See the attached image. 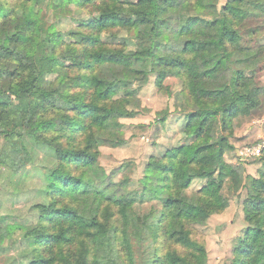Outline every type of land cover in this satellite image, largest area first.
I'll return each instance as SVG.
<instances>
[{
    "label": "trees",
    "instance_id": "1",
    "mask_svg": "<svg viewBox=\"0 0 264 264\" xmlns=\"http://www.w3.org/2000/svg\"><path fill=\"white\" fill-rule=\"evenodd\" d=\"M25 2L33 3L25 15L9 14L0 6L4 19L0 23V114L15 101L38 104L45 95L64 92L62 108L41 107L33 136L54 145L56 139H47L46 133L59 131L69 141L68 147L58 150V166L47 177L48 202L39 212L38 223L27 229V236L41 244L37 264H137L136 247L149 242L158 251L153 264H207V250L191 239L186 221L219 213L228 208L229 201L219 190L191 197L187 190L194 180L213 176L220 186L227 178L234 187L239 185V169L226 165L223 158L226 149L233 150L223 134L231 121L251 117L263 107L264 87L257 73L264 48L244 45L242 27L254 17H264V0H227L215 44L203 42L200 34L192 32L176 39L175 48L161 42V14L148 13L141 4L126 6L123 0ZM201 2L197 0V5ZM87 4L94 15L80 25V31L64 35L46 25L43 10L60 11L69 5L84 9ZM26 24L32 27L26 30ZM117 27L135 33V56L116 54L103 44L102 35ZM62 63L68 65L64 68ZM60 69L70 76L59 74ZM175 71H182L186 79L191 104L186 129L197 138H207L211 145H194L190 161L181 150L150 161L140 192L130 193L125 182L97 184L98 149L110 142L109 136L118 135L123 127L120 120L139 114L140 89L150 76L155 74L162 88ZM235 104L242 109L234 110ZM23 143L20 135H6L0 144V161L13 170L30 163ZM212 144L220 145V150L208 156ZM146 201L158 202L161 210L140 211V203ZM244 212L247 229L233 264H264V173L251 179ZM169 243L191 251V261L169 250ZM70 247L74 250L67 254ZM161 249L166 250L164 255Z\"/></svg>",
    "mask_w": 264,
    "mask_h": 264
},
{
    "label": "rangeland",
    "instance_id": "2",
    "mask_svg": "<svg viewBox=\"0 0 264 264\" xmlns=\"http://www.w3.org/2000/svg\"><path fill=\"white\" fill-rule=\"evenodd\" d=\"M50 1V0H48ZM125 5H142L148 13L159 12L161 25V42L173 47L180 36H190L197 32L200 39L209 44H215L220 37L223 9L227 0H123ZM33 3L25 0H0V6L5 11L22 13ZM162 5V10L159 7ZM81 9L69 5L64 10L53 8L43 10L46 25L66 35L69 32L80 31V25L89 23L94 15L91 4ZM35 10L39 9L34 6ZM4 21L0 18V23ZM156 23L151 22L155 28ZM32 27L26 24L25 29ZM243 28L246 46L264 48V17H254L247 21ZM25 30V31H26ZM135 33L122 27L111 29L103 34L101 40L106 47L116 54L135 56ZM179 37V38H178ZM70 42L68 38L65 39ZM262 56H264V49ZM262 66L257 73L258 82L264 87V57ZM68 65V64H66ZM62 63L61 67L65 66ZM64 74V69L58 72ZM70 76V74H68ZM135 87H138L137 85ZM73 92V91H72ZM187 84L182 71H175L163 83L157 85V76L151 75L146 86L140 89L139 99L141 109L132 119L120 120L123 126L116 137L109 136L110 142L101 146L98 162L94 166V177L98 184L112 181L115 184L125 182L127 190L140 192L143 189L142 180L146 176L147 166L152 160H161L174 150H181L190 161L194 145L209 146L207 138H197L187 127V115L191 112V104L187 101ZM65 93L43 96L37 101H15L13 106L0 114V144L6 135H20L24 145L31 155V162L19 170L11 169L0 161V264H37L38 256L42 254L38 239L27 236V229L38 223L39 212L48 202L46 188L48 176L58 166L60 157L58 150L68 147V139L62 132L51 131L46 138L56 141L52 144L37 141L33 131L39 124V114L43 105L62 108L65 105ZM234 110L242 109L240 104L233 106ZM233 150H225L223 158L228 166L239 169L241 179L234 187L229 178L222 186L217 176L208 179H196L187 190L188 196L207 191H217L228 201L227 209L213 214L188 219L187 230L193 241L203 244L207 250V264H233L235 251L245 236L244 202L251 188V179H258L264 173V98L263 107L253 116L238 117L224 129ZM60 141V143H59ZM78 143V140H77ZM220 145L208 148L207 155L215 156ZM140 211L150 212L152 209L161 210L158 202L140 203ZM118 217H115L116 220ZM118 223V220H117ZM120 225V223H118ZM155 245L147 243L141 248L136 247L137 264H153L158 251ZM159 247V246H158ZM169 250H174L183 258L191 261V251L172 243ZM74 250H66L69 254ZM166 250L159 251L164 255ZM125 256V253H123Z\"/></svg>",
    "mask_w": 264,
    "mask_h": 264
}]
</instances>
